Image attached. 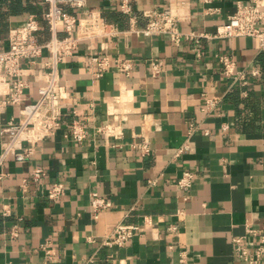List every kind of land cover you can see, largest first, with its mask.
Instances as JSON below:
<instances>
[{
	"label": "crops",
	"instance_id": "1",
	"mask_svg": "<svg viewBox=\"0 0 264 264\" xmlns=\"http://www.w3.org/2000/svg\"><path fill=\"white\" fill-rule=\"evenodd\" d=\"M128 1L130 15L119 12V0L65 8L73 14L100 10L121 32L82 42L59 63L66 91L60 127L23 162L2 160L0 264H182L181 251L183 264H244L233 254L232 238L243 236L247 226L264 230V51L252 37H225L204 39L198 57L188 41L175 44L166 35L133 30L144 26L141 10L166 8L170 0ZM247 1L174 0L171 7L179 30L213 33L236 4ZM45 9L42 0H0V49L7 48L8 29L29 15L40 22L39 41H46ZM92 54L106 55L110 63L129 58L133 67L128 75L112 66L97 75ZM217 54L246 72L244 85L223 75ZM150 59L162 61L158 76L151 74ZM21 66L29 82L23 95L31 102L44 69L40 59ZM214 96L216 103L208 106ZM17 111L15 105L3 108L0 123L17 120ZM72 120L92 129L106 125L110 132L93 129L76 142L67 135ZM142 142L149 147L144 155L132 147ZM183 144L187 148L173 157ZM34 168L43 171L37 180ZM183 170L193 173L187 198L176 185ZM53 182L65 191L56 202L45 195ZM91 191L111 202L96 216L89 208ZM119 222L142 230L123 247L102 245ZM14 226L16 235H10Z\"/></svg>",
	"mask_w": 264,
	"mask_h": 264
},
{
	"label": "built area",
	"instance_id": "2",
	"mask_svg": "<svg viewBox=\"0 0 264 264\" xmlns=\"http://www.w3.org/2000/svg\"><path fill=\"white\" fill-rule=\"evenodd\" d=\"M166 8L154 6L141 10L145 19L144 26L133 28L142 36L166 35L172 43L188 41L191 50L199 57L204 39H221L225 37H252L257 42L259 51H264V0H248L246 3H238L234 12L228 16L227 21L215 28L213 33L205 31H181L177 27L178 16L172 12V3ZM46 5L43 20L47 27L49 38L39 41L37 33L40 22L34 15H29L24 22L12 26L7 32V48L0 49V111L9 106L18 107L17 120L9 118L0 123V164L7 156H12L17 162H23L32 153L33 147L41 140L51 137L61 125V102L66 97L64 85L60 83L58 65L65 58L72 56L82 42L95 38L114 37L121 31L114 23L107 22L100 10H91L86 13L73 14L65 10L82 9L86 6V0H42ZM118 10L122 14L130 15L132 7L128 0H119ZM223 75L232 83L244 85L246 72L236 69L233 58L224 54L216 55ZM38 59L43 66L42 83L37 87V97L34 101H26L24 90L29 87L25 77V67L21 61L28 65L34 64ZM90 61L98 68L100 75L107 67L112 66L115 71L128 75L133 67V61L129 58L116 57L110 63L106 55L92 54ZM150 71L153 76H158L163 70L160 59L149 60ZM251 75H257L258 69L251 67ZM218 97L214 96L206 100L208 106L216 103ZM96 133H109L106 125H98L93 128ZM91 126L78 120H72L68 125V136L76 142H81L90 130ZM141 155L149 152L145 142L132 146ZM187 148L183 144L178 148L173 157L178 156ZM43 175L40 168L32 170L33 179L37 180ZM193 173L183 170L176 180V185L183 192V198H187V192L192 184ZM64 187L61 182H53L46 189V197L53 201H59L64 195ZM111 202L95 191L89 192V208L93 216L103 209H108ZM6 213V210L3 211ZM149 219H145V221ZM174 226L168 227V230ZM142 227L128 223H117L113 229L105 235L101 244L104 246L123 247L134 235L138 234ZM10 235H16L15 226ZM249 237H253L250 248L247 246ZM88 241H93L90 236ZM234 256L243 260L244 264H261L264 261V230L253 229L247 226L245 234L232 238ZM44 249L45 258L52 257L47 243ZM179 261L186 262L185 251L180 252Z\"/></svg>",
	"mask_w": 264,
	"mask_h": 264
}]
</instances>
